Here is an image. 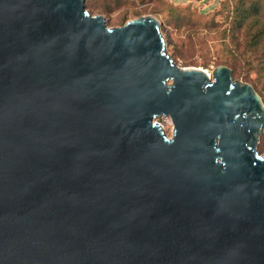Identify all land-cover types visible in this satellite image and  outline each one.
<instances>
[{"label":"water","instance_id":"obj_1","mask_svg":"<svg viewBox=\"0 0 264 264\" xmlns=\"http://www.w3.org/2000/svg\"><path fill=\"white\" fill-rule=\"evenodd\" d=\"M85 1L0 0V264H264L259 96Z\"/></svg>","mask_w":264,"mask_h":264},{"label":"rangeland","instance_id":"obj_2","mask_svg":"<svg viewBox=\"0 0 264 264\" xmlns=\"http://www.w3.org/2000/svg\"><path fill=\"white\" fill-rule=\"evenodd\" d=\"M85 8L102 16L108 27L154 19L175 65L207 71L210 82L218 67H226L232 83L248 84L259 96L264 118V0H86ZM155 121L170 137V119Z\"/></svg>","mask_w":264,"mask_h":264},{"label":"trees","instance_id":"obj_3","mask_svg":"<svg viewBox=\"0 0 264 264\" xmlns=\"http://www.w3.org/2000/svg\"><path fill=\"white\" fill-rule=\"evenodd\" d=\"M235 10H237V8H235ZM235 14L238 15L236 12H235ZM239 16L240 15H238V17ZM253 17L255 18V20H257V18L259 17V11H258V9H256V12L254 13ZM256 43H257V41L253 39V44H256ZM262 67H263V71H264V63L262 65ZM258 150H259L260 153H263L264 152V132H263V134L259 138Z\"/></svg>","mask_w":264,"mask_h":264},{"label":"bare ground","instance_id":"obj_4","mask_svg":"<svg viewBox=\"0 0 264 264\" xmlns=\"http://www.w3.org/2000/svg\"><path fill=\"white\" fill-rule=\"evenodd\" d=\"M205 73L207 74V76H209V73L207 71H205Z\"/></svg>","mask_w":264,"mask_h":264}]
</instances>
